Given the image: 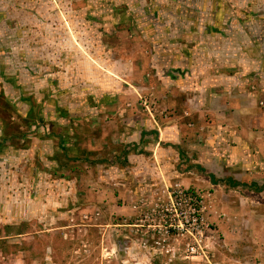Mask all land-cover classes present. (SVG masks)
<instances>
[{
  "label": "rangeland",
  "instance_id": "obj_1",
  "mask_svg": "<svg viewBox=\"0 0 264 264\" xmlns=\"http://www.w3.org/2000/svg\"><path fill=\"white\" fill-rule=\"evenodd\" d=\"M0 118V264H264V0H0Z\"/></svg>",
  "mask_w": 264,
  "mask_h": 264
},
{
  "label": "crops",
  "instance_id": "obj_2",
  "mask_svg": "<svg viewBox=\"0 0 264 264\" xmlns=\"http://www.w3.org/2000/svg\"><path fill=\"white\" fill-rule=\"evenodd\" d=\"M211 84L214 85L216 83L214 81H211ZM145 132H148V131H145ZM4 137H5L4 119L0 118V201L2 200L3 202H5L4 203L5 205L6 204L9 205V204L14 203L17 200H21V198L23 197V193H25V192H22V189H21L22 188V182H21L22 178L19 177V179H21V180L11 179V178H9L8 171H10L11 173H14L12 171L13 169L10 170V167L11 168L14 167L16 169L14 171H18L17 168L23 163V161H24L23 158L26 155L28 156V154H31L30 153L31 149H29V148L25 149V147L24 148H21V147L16 148L15 146H12L9 143L7 144V142L5 143ZM141 140H142V134H141V137H140L138 144L142 143ZM19 142L24 143V140L22 141V138H20ZM145 143L146 142L144 139L143 145ZM164 146H166V145H164ZM174 147L176 148L177 145L175 144ZM169 148H172V147L169 146ZM179 149H178V151H179ZM146 150H147V147H146ZM2 181H4V183ZM12 185L15 186V189H13ZM38 191H39V189H36V192H38ZM38 199H39V197L35 196L31 200L37 201Z\"/></svg>",
  "mask_w": 264,
  "mask_h": 264
},
{
  "label": "trees",
  "instance_id": "obj_3",
  "mask_svg": "<svg viewBox=\"0 0 264 264\" xmlns=\"http://www.w3.org/2000/svg\"><path fill=\"white\" fill-rule=\"evenodd\" d=\"M158 135V133L156 131H152V132H144L142 134V140L141 142H144V139L146 136H151V135ZM177 149H179L178 147H176ZM179 154L180 156H184L183 152L179 149ZM210 178L213 182L214 185H229L230 187L233 188H249V189H255L258 192H262L264 190V185L262 187H260L258 184L253 183L251 185L245 184V183H241V182H234L233 180L229 179V180H217L213 175H210Z\"/></svg>",
  "mask_w": 264,
  "mask_h": 264
},
{
  "label": "built area",
  "instance_id": "obj_4",
  "mask_svg": "<svg viewBox=\"0 0 264 264\" xmlns=\"http://www.w3.org/2000/svg\"><path fill=\"white\" fill-rule=\"evenodd\" d=\"M194 214H195V212H194ZM197 221H198V219H195V222H197ZM198 249H199L198 246H188L187 252L190 253L191 255H194V254L198 253Z\"/></svg>",
  "mask_w": 264,
  "mask_h": 264
}]
</instances>
